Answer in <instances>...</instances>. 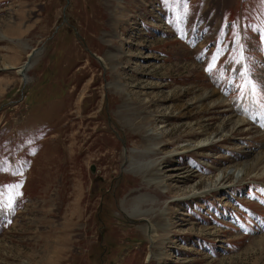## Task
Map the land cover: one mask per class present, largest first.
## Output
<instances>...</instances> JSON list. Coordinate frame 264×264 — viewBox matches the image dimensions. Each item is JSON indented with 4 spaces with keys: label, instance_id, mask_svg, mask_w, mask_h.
Instances as JSON below:
<instances>
[{
    "label": "rangeland",
    "instance_id": "1",
    "mask_svg": "<svg viewBox=\"0 0 264 264\" xmlns=\"http://www.w3.org/2000/svg\"><path fill=\"white\" fill-rule=\"evenodd\" d=\"M0 264H264V0H0Z\"/></svg>",
    "mask_w": 264,
    "mask_h": 264
},
{
    "label": "water",
    "instance_id": "2",
    "mask_svg": "<svg viewBox=\"0 0 264 264\" xmlns=\"http://www.w3.org/2000/svg\"><path fill=\"white\" fill-rule=\"evenodd\" d=\"M67 2H68V0H67ZM34 55V52H31V54L29 55V57H28V59H27V61L24 63V65L22 66V72L23 71H25V69L29 66V64H30V60H31V57ZM94 169H95V167H94V165H92L91 167H90V170H91V172H94Z\"/></svg>",
    "mask_w": 264,
    "mask_h": 264
},
{
    "label": "bare ground",
    "instance_id": "3",
    "mask_svg": "<svg viewBox=\"0 0 264 264\" xmlns=\"http://www.w3.org/2000/svg\"><path fill=\"white\" fill-rule=\"evenodd\" d=\"M28 68V67H27ZM27 68L25 69V70H27ZM23 70V69H22ZM22 70L20 71V73L21 74H24L25 73V71H23L22 72ZM22 76V75H21ZM217 100H220V98H218ZM147 134H149V133H147ZM157 169V168H156ZM238 174H237V176L239 177V175L240 174H244V171H240V172H237ZM223 177H224V174H223ZM154 182H159V181H157V180H154ZM210 193V192H209ZM151 230V229H150ZM154 232V231H153ZM153 242V241H152Z\"/></svg>",
    "mask_w": 264,
    "mask_h": 264
}]
</instances>
